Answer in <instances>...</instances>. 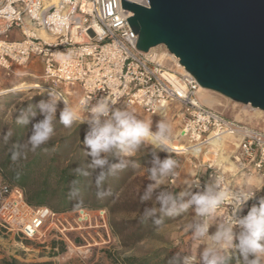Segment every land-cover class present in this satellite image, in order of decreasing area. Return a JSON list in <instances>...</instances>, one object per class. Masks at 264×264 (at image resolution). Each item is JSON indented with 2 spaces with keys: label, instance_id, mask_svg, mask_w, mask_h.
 <instances>
[{
  "label": "built area",
  "instance_id": "2783aa9c",
  "mask_svg": "<svg viewBox=\"0 0 264 264\" xmlns=\"http://www.w3.org/2000/svg\"><path fill=\"white\" fill-rule=\"evenodd\" d=\"M139 3L148 5V0ZM131 15L121 0H0V67L8 76L21 78L33 75L28 65L40 59V88L60 92L77 109L104 98L121 109L139 107L158 116L167 117L174 110L187 148L172 153L189 156L194 191L216 179L226 191H244L212 158H206L221 151L226 154L227 143L234 145L230 156L234 177L257 176L264 181V127L238 121L203 103L195 77L164 45L139 50L138 35L127 20ZM13 31L20 37L11 38ZM178 177L175 169L169 182ZM263 188L264 182L260 191H247L255 192L256 199L248 201L241 216L264 198ZM218 211L221 220L237 214L230 197ZM105 214L104 208L61 212L31 205L23 187L0 176V230L5 233L31 240L48 233L64 241L66 253L84 254L92 244L77 245L68 234L102 228L110 238Z\"/></svg>",
  "mask_w": 264,
  "mask_h": 264
},
{
  "label": "rangeland",
  "instance_id": "374dc122",
  "mask_svg": "<svg viewBox=\"0 0 264 264\" xmlns=\"http://www.w3.org/2000/svg\"><path fill=\"white\" fill-rule=\"evenodd\" d=\"M14 36L15 38H19L20 33L18 31L16 35L12 33L11 38H14ZM162 48L163 47H160V49ZM27 70L33 73V75L19 78L8 76L0 67L1 139L12 124L15 123V125H18L15 119H17L19 114L25 112L29 108L38 111L36 105L40 100L47 99L50 92L43 90L40 86H30L34 83L39 84L40 82L39 76L42 73V63L40 59H33L32 62L29 63ZM20 84L27 86L20 89H12ZM202 95L205 104L224 113L226 116L255 127H264L263 111H261V113L259 111H253L250 105L234 102L213 91L207 90L206 92H202ZM62 108L63 105L60 103L58 105L57 118L54 122L55 134L48 144L44 145H52L50 152H48L49 154L45 161L33 171L31 187L40 183L42 174L47 166V160L56 149L59 148L61 152L62 143L69 144L68 147L64 148L63 160L71 156L73 151L77 148L79 152H84L85 158L89 159L88 161L90 162V157L87 156L86 148L83 145V137L87 130V126L75 124L70 129L65 128L59 122L58 118L59 110ZM128 109L133 110L140 118L151 122L153 124V130H155L156 122L161 119V116L148 114L139 107H128ZM173 111L174 110H172V113L167 116L166 119L171 128L170 141L174 146L180 148L177 150L180 151L184 148V142L179 136V118L173 116ZM37 118L39 119L40 117ZM24 127H27L24 134V142L26 143L31 126L27 125ZM226 146V151L228 153L233 152L234 145L232 143H227ZM36 151L25 148L24 159L26 161L31 160ZM154 153L164 158L166 155L172 153V151L167 150V153H164L160 152V150L151 143L143 144L134 157L140 166L138 168L129 167L126 171L133 172L134 174L124 184L120 182V175L109 177L108 184L103 186L104 189H110V191L114 190V198H110V195L105 196L103 199L97 198L95 194L97 188L94 182L95 172L89 170V178L91 180L85 178L80 181V195L76 198H72L74 201H78V203L71 210L79 207L106 209L105 215L109 226L110 238H108L106 232L102 228L71 232L68 236L75 244L82 245L89 242L92 246L88 253L68 254L66 253V247L62 252L63 240H61V246L58 249H52L51 241L57 240V238H52L51 234L47 233V235L40 240H31L23 239L16 234L5 233L0 230V264H4L3 259L9 260L12 258H16L24 264H43L49 261L51 264H126L125 257H134L137 259L148 258L151 264H170L172 257L184 255H192L194 259L198 260L199 253H194V251L197 250L196 246L199 240H194L189 230V225L195 220L194 209H189L188 213L183 217L178 218V216H174L177 217V219L174 218L175 220L170 223L159 226L154 223L151 225H143L139 220L146 204L149 206H158L154 198L147 202L141 201V195L145 187L151 182L148 174V167L150 166L151 158ZM177 157L182 161L189 160L188 155L179 154ZM202 158L203 157H200V160H202ZM17 165H22V163H18ZM6 171L7 169L2 168L0 164V176L3 179V173ZM52 174L55 175V172ZM192 175L193 169L189 171L186 169L180 171V177L177 180L175 192L173 185L169 182V177L165 179L161 187L173 193H178L186 188H192ZM51 181V186L54 187L56 178L52 177ZM89 181L92 185H89ZM263 182V179L260 177L248 176L243 178V180H238V187L242 186L248 191H260ZM52 201L54 202L55 200ZM221 217V212L217 211L216 217L210 219L209 223L215 224L218 220H221ZM182 218L187 222L183 223L181 220ZM212 230H214V228ZM234 231L238 233L240 230L234 229ZM43 239H46V242H41ZM226 254L230 257V264H244L237 250H234L233 253Z\"/></svg>",
  "mask_w": 264,
  "mask_h": 264
},
{
  "label": "clouds",
  "instance_id": "9594fccd",
  "mask_svg": "<svg viewBox=\"0 0 264 264\" xmlns=\"http://www.w3.org/2000/svg\"><path fill=\"white\" fill-rule=\"evenodd\" d=\"M61 102L64 106L59 110L58 118L65 128L70 129L75 124L87 126L83 145L90 162L87 168L77 167L74 172L78 178L88 177L89 170L96 173L94 182L97 198L111 195L110 189L103 188L109 177L129 167L140 166L134 157L143 144L151 143L160 152L167 153L171 128L166 117L161 116L153 131L151 122L140 118L133 110L116 107L115 102L100 98L94 104L89 103L83 109H77L60 92L52 90L47 99L40 100L36 105L38 111L29 108L17 116L18 125L31 127L26 143L19 145L18 150L13 152V161L23 155L25 148L36 151L53 138L54 122ZM111 157H115L114 162ZM176 167L177 161L170 155L164 158L159 154L152 155L148 167L151 182L145 187L141 201L147 202L154 198L158 206L146 204L139 217L141 223L152 220L159 226L165 216L174 217L194 209L195 220L189 225V230L194 240L204 241L198 260L192 255L174 256L170 264H230L226 249L231 246L238 251L244 264H264V198H260L258 204H253L247 214L241 216L248 201L256 199L255 192L226 191L219 179L206 184L203 190L186 188L173 193L163 189L161 185L166 178L175 175ZM79 184V179L72 181L70 197L80 195ZM229 197L232 207L237 211L236 216L210 224L209 220L216 217L218 209ZM234 225L239 226L238 233L234 231Z\"/></svg>",
  "mask_w": 264,
  "mask_h": 264
},
{
  "label": "water",
  "instance_id": "95a60500",
  "mask_svg": "<svg viewBox=\"0 0 264 264\" xmlns=\"http://www.w3.org/2000/svg\"><path fill=\"white\" fill-rule=\"evenodd\" d=\"M144 52L164 45L201 88L264 112V0H121Z\"/></svg>",
  "mask_w": 264,
  "mask_h": 264
},
{
  "label": "trees",
  "instance_id": "16d2710c",
  "mask_svg": "<svg viewBox=\"0 0 264 264\" xmlns=\"http://www.w3.org/2000/svg\"><path fill=\"white\" fill-rule=\"evenodd\" d=\"M16 121V119H15ZM1 126V119H0ZM27 127L23 125H15L12 124L10 129L6 131L2 137L0 138V164L2 168L7 169L5 173H3L4 180L10 182L12 184L20 185L25 189L27 202L31 205L36 206H49L56 211H68L71 210L74 206L77 205L78 201H74L72 197H70L69 192L72 187V181L75 179H79V181L84 180L88 177H77L74 169L77 167L87 168L89 163V159L85 158L84 152H79V149H75L71 156L68 158H64V148L68 147V143L61 144V152L60 149H56L54 153L47 160V166L42 174V180L36 186L31 187L33 181V171L36 167H39L45 159L48 157V152H50L51 146H42L38 148L34 157L31 160L26 161L24 158L25 149L23 155H21L16 161H13L12 155L14 151L18 150L19 145L24 144V134ZM2 140V141H1ZM61 155V156H60ZM174 160L180 162L178 157L174 153L169 154ZM113 162L115 161V157H111ZM18 163H22V165H17ZM61 163V165H60ZM120 172V182L124 184L134 173L133 172ZM55 172V175L52 174ZM54 175V176H53ZM52 177L56 178L55 186L52 185ZM118 179V178H117ZM109 182V178L105 181L103 186H106ZM89 185H92L89 181ZM97 191H95L96 194ZM114 190L111 191V197L113 196ZM262 195L264 196V188L262 190ZM52 200H55L54 202ZM188 213H182L178 215V218L183 217ZM177 219V217H168L165 216L162 218L163 224L170 223L171 221ZM153 223L152 220L147 221L146 223H142L143 225H151ZM61 246V242L57 240L51 241L52 249H58ZM65 250V245L63 243L62 252ZM61 253V252H60ZM230 259V257H229ZM4 264H24L20 262L16 258L12 259H3ZM126 264H151L150 259L142 258L137 259L134 257H125ZM43 264H51V262H45Z\"/></svg>",
  "mask_w": 264,
  "mask_h": 264
},
{
  "label": "crops",
  "instance_id": "0c3cea01",
  "mask_svg": "<svg viewBox=\"0 0 264 264\" xmlns=\"http://www.w3.org/2000/svg\"><path fill=\"white\" fill-rule=\"evenodd\" d=\"M12 33H14V35H16V33H17V31H13ZM14 38H15V36H14ZM42 63V62H41ZM204 92V91H203ZM200 99H201V97H200ZM202 99H203V95H202ZM231 154L232 153H226V154H224V155H226L228 158H229V161H222V162H220V163H218V165L221 167L222 166V169L224 170V172H225V174H226V176L227 177H233L234 178V180H235V187L236 188H240V189H242V190H244V191H248V190H246V188H243L242 186L241 187H238V180L240 179V180H243V178L242 177H234V170H235V165H234V163H233V161H232V159L230 158V156H231ZM178 160H179V158H178ZM190 160V159H189ZM189 160H187V161H182L181 159H180V162H178L177 163V167H176V169L179 171V177H180V171H182V170H192V165H191V161H189ZM189 161V162H188ZM228 162V163H227ZM179 177L176 179V181L173 183V184H171V185H173V189H174V192H175V187H176V185H177V180L179 179ZM194 218V217H193ZM184 218H182L181 220H182V222L184 223H186L187 221H184L183 220ZM203 244H204V241H202V240H199L198 241V244H197V250L196 251H194V253H199V250L201 249V247L203 246ZM194 246V245H193ZM192 250V249H191ZM234 250H236L235 249V247L234 246H231V247H228L227 249H226V253H233L234 252Z\"/></svg>",
  "mask_w": 264,
  "mask_h": 264
},
{
  "label": "bare ground",
  "instance_id": "6f19581e",
  "mask_svg": "<svg viewBox=\"0 0 264 264\" xmlns=\"http://www.w3.org/2000/svg\"><path fill=\"white\" fill-rule=\"evenodd\" d=\"M133 1H136V2H140V0H133ZM157 47H155V48H152V49H156ZM28 84V83H27ZM27 86V85H26ZM26 86H24L23 84H20V85H17V86H15L14 88H12V89H20V88H23V87H26ZM31 87H38L39 86V84L38 83H34V84H32V85H30ZM211 91V90H209V89H206V88H201L200 89V97H201V100L203 101V99H202V92L204 91V92H206V91ZM214 92V91H213ZM203 103H204V101H203ZM248 107V106H247ZM252 109H253V111H259L260 113H261V111L262 110H260L259 108H253L252 107ZM161 116H163V115H161ZM153 131H155V130H153ZM229 136V135H228ZM224 137H227V135H225ZM215 143H217V141H215ZM184 144V143H183ZM187 148V146L186 145H184V148L182 149V150H180V151H177L178 149H180V148H178L177 146H174L173 144H172V142L170 141L169 142V145H168V148H167V150H170V151H177V152H182V151H184L185 149ZM194 152H197L196 150L194 151ZM207 157V159H209V158H212L213 159V162L214 163H216V164H218V163H220V162H222V161H229V158L226 156V155H224V153L221 151V152H218V153H215V154H213V155H210V154H207L206 155ZM228 163V162H227Z\"/></svg>",
  "mask_w": 264,
  "mask_h": 264
}]
</instances>
